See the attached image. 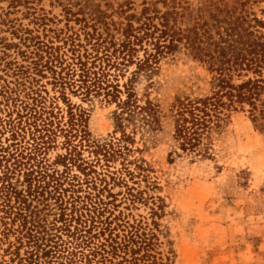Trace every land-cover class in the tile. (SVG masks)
Returning <instances> with one entry per match:
<instances>
[{
  "label": "trees",
  "instance_id": "obj_1",
  "mask_svg": "<svg viewBox=\"0 0 264 264\" xmlns=\"http://www.w3.org/2000/svg\"><path fill=\"white\" fill-rule=\"evenodd\" d=\"M186 9L184 28L178 22L186 15L175 7L160 14L163 29L144 23L160 30V35L154 31L141 35V26L128 28L120 42L90 34V49L73 44L70 62L52 46H39L35 70H50L65 112L55 100L47 105L34 86L26 87L27 71L20 73L23 81L16 80V87L1 85L0 111L7 118L0 119L1 132L9 133L12 143L0 147V264H165L156 232L162 199L149 193L155 187L144 160L130 156L156 141L163 117L173 123L176 149L194 158L212 155L216 134L235 111H248L252 121L264 124V20L244 2L227 6L221 0H207L206 10L193 14ZM181 53L208 67L212 90L178 97L164 108L150 91L158 84L151 80L140 93L138 80L154 73L162 60ZM131 63L136 69L121 89L114 83L115 72ZM9 66L0 72L8 73ZM21 86L25 87L19 90ZM67 91L89 101L103 96L116 103L115 128L108 141L90 137L85 110L70 101ZM61 136L65 153L51 162L48 150ZM84 150L91 157H85ZM118 160L121 167L112 170ZM74 168L81 174L73 173ZM116 186L124 188L121 202L150 206V222L115 214L120 195L112 191Z\"/></svg>",
  "mask_w": 264,
  "mask_h": 264
},
{
  "label": "rangeland",
  "instance_id": "obj_2",
  "mask_svg": "<svg viewBox=\"0 0 264 264\" xmlns=\"http://www.w3.org/2000/svg\"><path fill=\"white\" fill-rule=\"evenodd\" d=\"M206 1L0 0V69L10 63L8 73L7 70L0 72L3 76L0 92L3 83L16 87V80L23 81L19 78L20 73L27 71L26 87L34 86L32 89L45 97L47 105L55 100L65 112L66 103L52 84L50 70H35L34 53L39 46H52L66 62H70L73 44L90 49V34L120 42L125 39L128 28L134 30L141 26V35L152 31L160 35V30L148 28L144 23L151 22L163 29L160 14L175 7L186 15L181 19L184 22L180 19L178 22L184 28L189 17L186 8L196 14L199 8L205 9ZM221 2L227 6L244 2L247 9L264 20V0ZM156 13L159 14L154 17ZM209 18L206 12L205 19L210 21ZM146 37L143 43H146ZM135 69L136 65L131 63L123 72H115L118 79L114 83L123 89ZM151 80L159 87L157 90L150 88L152 97L161 100L164 108H169L178 97H195L212 90V73L208 67L186 53L176 59L162 60L149 77H140L137 84L140 93ZM20 95L18 103L21 104L25 100L24 91ZM66 96L85 110L90 137L108 141L115 128L116 103L103 96L91 101L79 93L68 92ZM1 107L6 108L4 103ZM5 115L0 111L1 120L7 119ZM1 129L0 122V147L12 143L9 133H3ZM62 142L61 136L48 150L47 157L51 162H56L57 156L65 153ZM83 155L89 157L90 153L84 150ZM135 157L144 160L149 181L155 187L149 193L162 199L163 211L157 220L156 232L165 264H264V124L252 121L248 111H235L224 130L216 134L212 155L194 158L176 149L173 123L169 117H163L156 141L148 149L131 155L130 159ZM120 163V160L112 163V170L119 169ZM55 166L63 168L59 163ZM130 166L134 169L133 164ZM73 173L81 174L77 168ZM23 180L24 177L19 176L18 185ZM142 184L144 187L146 182ZM123 190L119 186L112 190L120 194L115 214L121 212L130 220L150 222V206L121 202Z\"/></svg>",
  "mask_w": 264,
  "mask_h": 264
}]
</instances>
